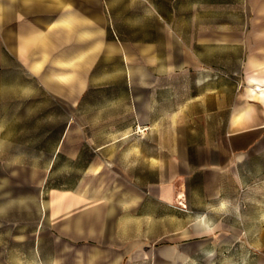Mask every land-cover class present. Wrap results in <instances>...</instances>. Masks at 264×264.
Returning <instances> with one entry per match:
<instances>
[{
	"label": "crops",
	"instance_id": "0c3cea01",
	"mask_svg": "<svg viewBox=\"0 0 264 264\" xmlns=\"http://www.w3.org/2000/svg\"><path fill=\"white\" fill-rule=\"evenodd\" d=\"M230 24L0 0V264H264V0Z\"/></svg>",
	"mask_w": 264,
	"mask_h": 264
},
{
	"label": "rangeland",
	"instance_id": "374dc122",
	"mask_svg": "<svg viewBox=\"0 0 264 264\" xmlns=\"http://www.w3.org/2000/svg\"><path fill=\"white\" fill-rule=\"evenodd\" d=\"M214 1V20L215 22H220L222 15L229 11V16H230V25H235L237 22V9H238V4L241 2V0H213ZM240 1V2H239ZM224 11V13L222 12ZM250 18L252 20V13L250 15ZM214 75L212 77V82L215 84H225L227 83V81L231 84H241L242 82L239 80V78L235 75L232 76L231 74L227 73L226 71L220 69V66H218V68H214ZM103 80V83H114V84H119L120 82V78L116 77L115 75H111L109 77H102L101 78ZM100 79V80H101ZM182 84H189L190 82H187L186 79H183ZM102 96V98L104 99V97L107 95H109L108 93H102L100 94ZM98 93L92 94V100H100L101 98ZM103 114L106 115H110V110L105 111V113L103 112ZM126 142L123 141L121 142V144H125ZM130 143V142H129ZM108 159H113L112 156L109 155L107 156V160Z\"/></svg>",
	"mask_w": 264,
	"mask_h": 264
},
{
	"label": "bare ground",
	"instance_id": "6f19581e",
	"mask_svg": "<svg viewBox=\"0 0 264 264\" xmlns=\"http://www.w3.org/2000/svg\"><path fill=\"white\" fill-rule=\"evenodd\" d=\"M257 90H259V91H260L261 89H260L259 87H257Z\"/></svg>",
	"mask_w": 264,
	"mask_h": 264
}]
</instances>
